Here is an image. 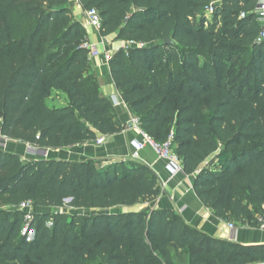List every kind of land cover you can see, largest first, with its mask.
I'll return each mask as SVG.
<instances>
[{
  "label": "trees",
  "instance_id": "16d2710c",
  "mask_svg": "<svg viewBox=\"0 0 264 264\" xmlns=\"http://www.w3.org/2000/svg\"><path fill=\"white\" fill-rule=\"evenodd\" d=\"M71 2L0 0V132L10 140L58 149L125 127L93 72L83 47L89 37ZM79 4L98 9L103 36L146 44L109 60L141 129L161 144L172 135L184 173L215 216L258 225L264 44L257 38L264 21L254 12L257 0ZM61 96L64 102L54 103ZM162 193L156 173L133 159H24L0 148L7 206L0 207V264H264V244L216 238L172 209L149 208ZM28 200L35 207L31 240L17 208ZM141 204L147 206L134 209Z\"/></svg>",
  "mask_w": 264,
  "mask_h": 264
},
{
  "label": "crops",
  "instance_id": "0c3cea01",
  "mask_svg": "<svg viewBox=\"0 0 264 264\" xmlns=\"http://www.w3.org/2000/svg\"><path fill=\"white\" fill-rule=\"evenodd\" d=\"M77 1L79 2V0ZM77 8V10L82 9V7ZM77 10L75 12L76 17L79 16ZM88 37L90 41L96 43L100 48L99 40L101 36L91 34L88 31ZM114 37H112L114 41L110 43L109 48L115 53L119 51L123 43L115 40L116 35ZM91 60L93 72L97 76L102 92L112 101L118 120L122 125H125L133 117V114L122 101L121 94L116 88L109 61L102 56ZM141 139L140 128L124 127L119 133L113 135L99 134L95 140L66 148H41L21 141L11 140L5 150L19 154L24 159H63L69 161H85L87 159L136 160L149 166L159 177L162 184L163 193L148 205L149 208L172 209L181 214L189 224L216 238L248 246L264 244V229L260 228L259 225L236 226L235 231L232 232L228 226L229 222L215 216L213 211L207 208L198 198L194 190L193 176L183 173L173 177L167 161L160 158L151 147L147 146L143 149L139 158H132L135 144ZM232 234L235 235L234 240L230 239Z\"/></svg>",
  "mask_w": 264,
  "mask_h": 264
},
{
  "label": "built area",
  "instance_id": "2783aa9c",
  "mask_svg": "<svg viewBox=\"0 0 264 264\" xmlns=\"http://www.w3.org/2000/svg\"><path fill=\"white\" fill-rule=\"evenodd\" d=\"M255 14L257 15V17L261 20L264 21V0H257V4L256 7L254 9ZM214 13V8L212 6L207 7L205 10V16H210L213 15ZM245 14H242V16H244ZM86 16L88 19V23L90 25V27L96 28L98 30H101V23H102V18L100 15V12L98 11V9L96 8H90L86 10ZM209 19V18H207ZM206 25H208V21L206 22ZM257 42L258 43H263L264 44V26L257 38ZM132 46H137V47H145L146 44L144 42H139V41H135V40H127L124 41L121 48L120 49H124L125 52L128 51V49ZM83 47L88 51L89 57L90 58H97L102 56V54H104V57L107 61H109L111 59V57L114 55L113 51H105V52H101L99 49V46L90 41L89 39L86 40L83 44ZM119 49V50H120ZM126 128L127 127H133V128H140L141 134H142V139L139 140L136 144H135V149L132 153V158L137 159L140 156V152L145 149L147 146L151 147L156 154L167 161L168 163V167L170 170L171 175L174 177L178 174H183V166H182V162L180 160V158L173 152L172 148H171V142H172V135H170L169 139L167 142L161 144L156 142L152 137H150L149 135H147L140 127V123H139V119L135 116H133L125 125ZM11 140L6 136L3 135L0 132V148L1 149H5L8 145V143ZM66 202H70V199L66 200ZM19 210H22L25 212V221L26 224L23 228V234L24 235H29V233H33V236L31 238L28 239H33L35 232L33 230H29V222L32 220L33 218V214L35 211V207L33 205V202L31 200L25 201L22 204H20L17 207ZM49 226L52 225V222L50 221L48 223ZM258 225L260 228L264 229V215H259L258 216ZM229 228L232 230V232L235 231L236 229V225L233 222H229L228 224ZM231 240L235 239V235L232 234L231 235Z\"/></svg>",
  "mask_w": 264,
  "mask_h": 264
},
{
  "label": "rangeland",
  "instance_id": "374dc122",
  "mask_svg": "<svg viewBox=\"0 0 264 264\" xmlns=\"http://www.w3.org/2000/svg\"><path fill=\"white\" fill-rule=\"evenodd\" d=\"M71 5L73 6L74 13L78 9L77 7L81 8V6L79 5V2L77 0H72ZM77 13L79 15V16H77V18L80 19L84 23L86 31H87V34H88V31H89V32H91V34H98L99 36H101V39L99 38L100 39L99 40L100 41V48H99L100 51L101 52H105L107 50L112 51L109 48V46H110V43L112 41H114L112 39L115 38L114 36L116 34H112V35H109V36H103L101 34L100 30H98L96 28H93V27H90V25L88 23L87 16H86V10H84L82 8L80 10H77ZM204 16H205V14H204ZM198 17H200V16H198ZM207 18H209L208 22L210 23L211 22L210 20L213 18V16L210 15V16H207ZM206 26H208V25H206ZM112 37H114V38H112ZM115 40H118V39L116 38ZM118 41H119V43H123L124 40L119 39ZM102 57L105 59L104 54H102ZM91 59H94V58H91ZM63 102H64L63 96H61L59 99H55V101H54V103H56V104H60V103H63ZM50 103H52L51 100H50ZM0 199H1L0 200V207L6 208L7 206L4 205L2 198H0ZM146 206H147V204H141V205H138V206L134 207V209H142V208H145ZM67 210L68 211H66V212H70V213L73 212V210H71V209H67ZM77 214H81V212L77 211ZM236 224H237L236 226H241L240 223H236ZM246 226H247V224H246ZM32 236H33V233H29L28 238H31Z\"/></svg>",
  "mask_w": 264,
  "mask_h": 264
},
{
  "label": "water",
  "instance_id": "95a60500",
  "mask_svg": "<svg viewBox=\"0 0 264 264\" xmlns=\"http://www.w3.org/2000/svg\"><path fill=\"white\" fill-rule=\"evenodd\" d=\"M172 42H173V40L170 38L165 39V43H172Z\"/></svg>",
  "mask_w": 264,
  "mask_h": 264
}]
</instances>
